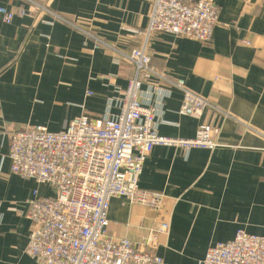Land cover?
Segmentation results:
<instances>
[{
  "label": "crops",
  "instance_id": "crops-1",
  "mask_svg": "<svg viewBox=\"0 0 264 264\" xmlns=\"http://www.w3.org/2000/svg\"><path fill=\"white\" fill-rule=\"evenodd\" d=\"M64 21L0 16V264H37L26 253L34 192L53 188L11 172L8 134L43 126L64 131L80 117L121 113L135 67L118 58L144 50L151 68L207 99L201 117L181 113L183 93L154 74L142 76L141 100L156 111L162 137L192 139L200 125L220 129L215 151L157 146L140 188L163 196L159 210L111 200L109 235L140 243L163 222L156 254L163 264H201L209 247L244 229L264 237V0H214L219 23L210 42L164 33L146 37L155 0H35ZM27 6L0 0V7ZM135 31L137 33H135ZM150 251V250H149Z\"/></svg>",
  "mask_w": 264,
  "mask_h": 264
},
{
  "label": "built area",
  "instance_id": "built-area-1",
  "mask_svg": "<svg viewBox=\"0 0 264 264\" xmlns=\"http://www.w3.org/2000/svg\"><path fill=\"white\" fill-rule=\"evenodd\" d=\"M23 1L27 6L0 7L5 24L17 17L38 21L44 15L66 22L46 4ZM218 23L219 8L214 0H155L145 35L164 33L204 43L213 39ZM85 35L97 41L96 47L104 45L118 58L128 60L135 67V76L122 92L121 113L116 117L99 121L80 117L60 133L43 126L9 132L11 172L54 190L49 197L34 192L27 213L31 233L26 253L37 264H163L156 251L170 224L163 222L140 243L115 239L108 231L111 200L122 198L132 205L159 210L163 196L140 188L153 149L215 151L221 147L220 129L203 124L192 139L160 136L155 109L141 100L143 74H154L183 93V115L201 117L212 108L210 102L191 92L183 79L157 73L144 50L124 53L91 33ZM201 264H264V237L240 229L233 241L209 247Z\"/></svg>",
  "mask_w": 264,
  "mask_h": 264
}]
</instances>
